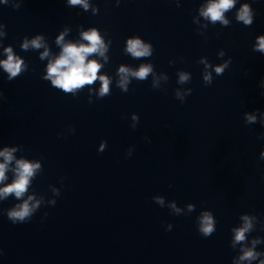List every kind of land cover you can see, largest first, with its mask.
<instances>
[{
  "label": "clouds",
  "instance_id": "obj_1",
  "mask_svg": "<svg viewBox=\"0 0 264 264\" xmlns=\"http://www.w3.org/2000/svg\"><path fill=\"white\" fill-rule=\"evenodd\" d=\"M255 2V0H253ZM0 3L9 5L14 9L20 8L19 0L14 3H10V0H0ZM238 0H207L206 4H203L199 8V14L205 20L209 21L211 24L215 25L217 22L220 23L222 27H227L230 25V21L226 18V13L236 9ZM117 6L120 4V0H116ZM68 7L80 6L85 12L92 8V14H97L99 9L97 7H92L88 0H67ZM179 7V5H177ZM255 11L251 6V3L246 2L240 4L239 8L236 9L235 19L237 22H242L245 26H251L254 22ZM198 23V21H194ZM5 25L0 23V44L2 40L6 37L7 33L4 31ZM68 29L65 28L63 32L59 34L56 38L55 43L59 46L60 51L58 55L53 56L50 52L48 45L45 42L43 35H35L32 39L24 37L23 43L20 45L21 49L24 51L28 50H39L44 49L40 53L39 59L41 61L48 59L46 67V75L42 79L50 81L51 86L58 90H62L64 93H72L75 96L77 90L83 89L85 86H92L97 80L100 82V89L97 94L98 99H102L109 96L110 84L112 80L106 75H99L103 64L96 58L90 59V57H99L103 59L106 64L108 62V56L106 53L112 43L111 40L106 44L102 38L100 31L96 27H90L87 31L80 32V40L66 41L65 36L68 34ZM126 54L134 59L148 58L153 55V45L151 43H145L139 35L129 36L126 40V48L124 49ZM254 52H260L264 54V34L257 37V43L253 47ZM3 53L5 59L0 60V68L7 73V80L11 82L13 79L20 76L22 73L28 70V65L13 51V47L8 45L3 47ZM220 56L224 55V52L219 53ZM199 63L205 65V72L203 76V82L205 85H211L213 82L211 72L207 71L211 65L208 64L207 60L201 58ZM171 63V61H170ZM231 60L225 61L223 65L216 66L214 71L217 76L222 75L226 68L229 67ZM153 73V66L151 64H141L137 70H132L129 67L121 65L118 69L117 75L120 77L116 83V86L121 89L122 92H128V84L130 83V77L136 78L138 81H144L148 78L150 74ZM166 79V78H165ZM190 82V76L184 72L179 73L178 83L184 84ZM157 80L153 81V88L157 86ZM261 87L264 88V79L261 80ZM192 89L187 90L186 93H181L179 90L175 92L176 99L183 102L186 96L190 95ZM264 95V92L261 93ZM3 92H0V99H3ZM89 99V103H91ZM259 112V110H256ZM264 115V114H262ZM133 120L135 123L131 126L133 129L136 128V124L139 122V118L133 114ZM244 122L246 124H255L257 122V116L253 112L244 113ZM261 125L264 126V120H261ZM71 132H75V129L70 128ZM59 135V134H58ZM264 135V134H262ZM145 139H148L145 137ZM107 141L102 140L100 142V147L98 152H103L106 149ZM18 147H3L0 150V201L7 200L10 196H14L17 201H22L16 203L13 207L4 210L6 212L7 218L13 224L27 223L31 221L33 215L41 207V201L35 200L32 195H28L25 199L26 193L29 192L30 185L36 175L43 171L41 164L39 162H33L29 159L21 158L17 159L15 153L21 150ZM127 156L132 155V149L129 148L126 153ZM260 159L264 160V151H261ZM14 162V166H13ZM12 173V178L10 183H5L9 180L8 173ZM63 180V178H61ZM56 196H60V192L53 189ZM152 200L160 205L164 206V199L160 196H153ZM49 205L54 206L56 200H51L48 202ZM169 207L172 209L174 215H181V209L178 208L175 202L171 203ZM188 212L191 213L195 210L193 204L187 205ZM45 216L48 214L45 213ZM240 220L243 221L240 227H234L231 229L232 239L230 245L233 249L237 248L239 245L240 255L238 258H234L232 264H252L253 261L258 260V264H264V252L256 251V246L258 244L264 243V238L256 237L251 241V247L246 243L248 235L256 229L254 216L247 214H242ZM198 231L202 237H210L216 231L217 221L213 218V214L210 211H204L196 220ZM172 224H167L166 231L172 229ZM264 228V226H262ZM247 234V235H246ZM3 254V250L0 249V255Z\"/></svg>",
  "mask_w": 264,
  "mask_h": 264
}]
</instances>
